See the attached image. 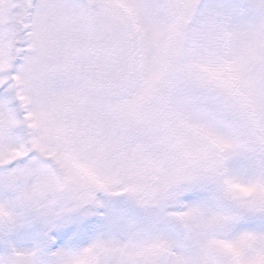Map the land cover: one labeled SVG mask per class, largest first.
<instances>
[{
	"label": "snow or ice",
	"instance_id": "obj_1",
	"mask_svg": "<svg viewBox=\"0 0 264 264\" xmlns=\"http://www.w3.org/2000/svg\"><path fill=\"white\" fill-rule=\"evenodd\" d=\"M0 264H264V0H0Z\"/></svg>",
	"mask_w": 264,
	"mask_h": 264
}]
</instances>
